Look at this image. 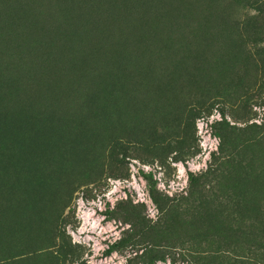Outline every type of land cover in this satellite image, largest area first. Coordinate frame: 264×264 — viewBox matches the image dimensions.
<instances>
[{
    "label": "rangeland",
    "instance_id": "rangeland-1",
    "mask_svg": "<svg viewBox=\"0 0 264 264\" xmlns=\"http://www.w3.org/2000/svg\"><path fill=\"white\" fill-rule=\"evenodd\" d=\"M0 264H264V0H0Z\"/></svg>",
    "mask_w": 264,
    "mask_h": 264
},
{
    "label": "bare ground",
    "instance_id": "bare-ground-1",
    "mask_svg": "<svg viewBox=\"0 0 264 264\" xmlns=\"http://www.w3.org/2000/svg\"><path fill=\"white\" fill-rule=\"evenodd\" d=\"M1 122H3V121H1ZM40 134H41V133H40ZM28 139H29V138H28ZM31 139H32V138H31ZM27 141H28V140H27ZM30 141H31V140H30ZM28 142H29V141H28ZM31 142H32V141H31ZM31 142H30V143H31ZM33 142H34V141H33ZM33 142H32V143H33ZM32 143H31V144H32ZM14 199H15V198H14Z\"/></svg>",
    "mask_w": 264,
    "mask_h": 264
}]
</instances>
